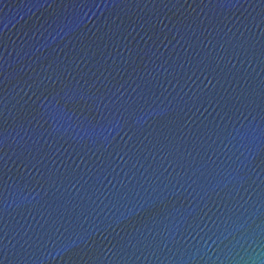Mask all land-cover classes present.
Wrapping results in <instances>:
<instances>
[{"label":"water","instance_id":"1","mask_svg":"<svg viewBox=\"0 0 264 264\" xmlns=\"http://www.w3.org/2000/svg\"><path fill=\"white\" fill-rule=\"evenodd\" d=\"M0 264H264V0H0Z\"/></svg>","mask_w":264,"mask_h":264}]
</instances>
